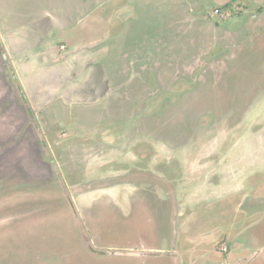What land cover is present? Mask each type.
Masks as SVG:
<instances>
[{
	"label": "rangeland",
	"instance_id": "1",
	"mask_svg": "<svg viewBox=\"0 0 264 264\" xmlns=\"http://www.w3.org/2000/svg\"><path fill=\"white\" fill-rule=\"evenodd\" d=\"M23 24L44 41L22 80L13 67L33 123L0 56V264H220L264 246L262 204L246 213L236 187L264 195L263 159L249 180L239 168L264 153V0H0L13 58L36 45ZM62 44L82 62L58 63ZM161 182L183 195L176 215L145 191Z\"/></svg>",
	"mask_w": 264,
	"mask_h": 264
},
{
	"label": "flooded vegetation",
	"instance_id": "2",
	"mask_svg": "<svg viewBox=\"0 0 264 264\" xmlns=\"http://www.w3.org/2000/svg\"><path fill=\"white\" fill-rule=\"evenodd\" d=\"M11 30V29H10ZM11 34V33H10ZM8 36V34L6 35ZM0 46L1 44H3L4 46L5 45V40H4V37L3 35L0 36ZM254 46V45H253ZM1 51H0V56H1V59L2 61L5 63V67H6V72H7V75H10L11 77V82L14 86H16L17 88V93H20V99H21V103H20V107L19 108V111L17 112V117L19 118V123H22V122H25V124H28L29 122L30 123H33L34 120L31 119V115L34 113V107L33 105L29 102L28 98L26 97V95L23 93L22 89L20 88V86H22V84L20 83V80L18 79V76L16 75V73H14L13 71V67L14 68H17L15 63L13 62V59L11 57V54L10 53H7L8 51H6V49L3 48V46H1ZM238 61H240V56H239V59ZM240 63V62H239ZM14 65V66H13ZM8 69L10 70V73L8 72ZM4 71V70H3ZM23 87V86H22ZM64 106V103H62ZM248 108H246L247 110ZM25 110V112H24ZM26 113V114H25ZM246 113V111H245ZM239 115V114H238ZM40 123L41 126L44 127V125L46 124L47 126V121L43 122V121H38ZM36 123V122H35ZM36 126V124H35ZM52 127V126H50ZM191 127V125H190ZM192 128V127H191ZM181 132H184V131H181ZM179 131H177V133H181ZM260 132L264 133V129H260L259 130V134ZM181 134H184V133H181ZM5 135V134H4ZM4 137V136H3ZM195 138V137H194ZM194 138L193 137H189V141H190V150L192 149L191 147L195 146L194 143L192 144L191 142L194 141ZM257 139H261L260 136L257 137ZM192 140V141H191ZM253 141V140H252ZM257 143V142H256ZM260 148V147H259ZM195 149V147H194ZM192 149L191 150V153L190 155L192 154V151L195 152V150ZM47 155H50V158H53L52 157V153L50 151V153L47 151L46 152ZM211 155H215V154H212ZM243 155L242 158L240 159V165H239V168L244 169L245 170H249L252 166L253 167H257L256 169H254V173L252 175H248V180L250 177H254V174L255 173H259L260 171V166L262 165L261 164V161H260V158L263 159L264 161V157L262 158V156H264V154L260 153V152H254V151H247L245 152L244 154H241ZM54 159V158H53ZM263 163V162H262ZM41 165V164H40ZM58 165L54 162H51L49 164V167L45 168V167H42V172H47V170L49 171H53V173L55 172V178H57L58 174H59V168L57 167ZM39 167V168H41ZM190 168V166H188ZM226 167L228 168L229 165L227 164ZM187 168V167H186ZM185 168V169H186ZM47 175V174H46ZM123 179H125V177H121ZM120 178H116V180H119ZM161 187H153L151 189H148V190H145L146 192H148L149 190H154V191H157L158 192V195L160 192H165L169 195L168 198H173V205H174V215L178 214V209H179V204H178V200H182V196L181 195L182 193L180 192V190H177V187L176 185H174L173 187H170L169 185H166L165 183L161 182L160 183ZM66 187V186H64ZM170 187V188H169ZM217 187H224L223 185H220V186H217ZM236 187H248V189L246 190V194L244 195V199H243V202L242 204L240 205L242 207V209L244 211H246V213H249L247 209H250L248 208L250 205H247V203H250V202H253V203H259V204H262L261 207L257 208V210L255 209L251 214V215H258V221L256 222H253V224L250 226V229L253 227H257L260 223H263L264 222V195L262 196H252L251 195V192L254 190V188L256 187H260V184L259 183H251V184H245V185H236ZM155 188V189H154ZM158 188V189H157ZM194 189H196L195 187H191L189 193L186 191H184V197L185 199L187 198H192V194L194 193ZM66 190V189H64ZM171 190V191H170ZM208 188L205 187V189H203V191H201V197L200 198H205L204 196L208 194ZM206 191H207V194H206ZM239 191V189H238ZM66 193V192H65ZM200 194V193H199ZM197 197V196H196ZM167 198V199H168ZM169 201V199H168ZM250 201V202H249ZM170 202V201H169ZM245 233V231L243 232ZM254 238H258V237H255ZM241 248V246H240ZM245 249V248H244ZM228 248L225 246V250L224 251H227ZM244 253L242 254L241 251L239 250V254L243 257H238L236 259H233L231 264H264V258H262V256H260L259 254H262L264 255V246H260L259 249L258 248H254V250H248V249H245L243 251ZM245 255L248 257L246 258ZM260 256V257H259ZM131 257V256H130ZM245 257V258H244ZM258 257V258H257ZM214 263H218V262H214ZM219 264V263H218ZM220 264H228L227 262H223V263H220Z\"/></svg>",
	"mask_w": 264,
	"mask_h": 264
},
{
	"label": "crops",
	"instance_id": "3",
	"mask_svg": "<svg viewBox=\"0 0 264 264\" xmlns=\"http://www.w3.org/2000/svg\"><path fill=\"white\" fill-rule=\"evenodd\" d=\"M44 16H46L47 18H49L50 20H52V21H56V14H54L53 12H51V10H45L44 11ZM88 14H90L89 12H88ZM24 28H21V29H17V28H13V30L17 33V35L15 36V37H17V38H20L23 42L25 41V42H28V44L29 43H32V44H36V45H34V47L33 48H30V46H26L25 44V46H24V52L27 54V56H24V57H22V58H19V57H15V58H13V55H12V53H10L11 54V57H12V59H13V62L15 63V65H16V67L21 71V74H20V78H21V80L23 79V77H24V75H26V74H24L23 73V71L24 70H26V68H24V64H28V63H30V64H32V66L33 65H35V64H37L36 63V60L35 59H30V58H26V57H30V55H33V54H35V52H36V50H35V48L38 46V48L40 47V50H41V46H42V44H43V42L42 41H44V36H43V34H42V36L40 37V38H37V39H34L33 37H30V36H27V35H23V31L25 30H28V28H29V25L28 24H23L22 25ZM21 26V27H22ZM14 31H12V29L10 30V32L12 33H14ZM133 32H130L129 34H127V36L128 35H130L129 37H128V39L127 40H129L132 44H134V40L133 41H131V37H132V34ZM134 33H138V32H134ZM8 33L6 32V35H7ZM112 40V41H111ZM138 40L140 41V43L142 42V40H141V38H138ZM113 42H114V40L111 38L110 39V41H109V44L111 45L112 44V46H113V52H115L116 51V47H115V43L113 44ZM102 47V46H101ZM60 48H61V50L59 51V55H58V60H59V62L58 63H62V62H66L67 64H68V67L69 66H71L72 68H73V64L75 63L74 61H76L75 60V56L77 57V54L76 53H71L70 55L69 54H66V53H63L62 51H64L65 49H66V46L64 45V44H62V46L60 45ZM33 50V52H32V50ZM37 51H38V49H37ZM40 52V51H39ZM18 58H19V60H18ZM93 58L94 57H92L91 58V60H93ZM90 60V61H91ZM79 61H81L80 59L79 60H77L76 61V63H80ZM82 62V61H81ZM92 68L94 67V64H92V65H90ZM72 72H70V74H72L74 71H73V69H70ZM76 72V71H75ZM82 72H76V75L74 76V77H72L71 79H73V78H75V80H76V78H79L80 77V74H81ZM106 76L108 77V76H110V73L109 74H107L106 75V73H104V75L102 76V79H103V81H106ZM110 78H108V80H109ZM110 86V85H109ZM112 89V88H108V91L107 92H105V94L104 95H106L107 93H109V91ZM112 91H115V88H113L112 89ZM60 93H61V91H60ZM65 105H67L68 107H70L71 108V106L72 105H70V103H64ZM51 107V106H50ZM54 107V106H53ZM53 107L52 108H50V109H48V111L50 112V113H53L55 110L53 109ZM56 120L57 121H59V119H57L56 118ZM61 120V119H60ZM48 123H50L51 124V126H54V125H56V123H52L51 121H48ZM58 124V123H57ZM262 141V139H260V142ZM255 153L257 152V150H253ZM258 152H260V153H262L261 152V150L259 149L258 150ZM264 154V153H263ZM253 167V166H252ZM251 167V168H252ZM254 169H255V167H254ZM246 171H248V170H246ZM245 171V172H246ZM218 189H224L225 187H217ZM236 188V187H235ZM132 251H137V250H132ZM130 253H132V252H130ZM132 255V254H131ZM177 255V254H176ZM260 256H262V258H264V255H262V254H259ZM240 256V254L239 253H237L236 254V256L234 257V258H232V259H230V260H227V261H225V262H227L228 264H231V262H232V260L233 259H236V258H238ZM259 256V257H260ZM258 258V257H257ZM211 261H213V260H211ZM231 261V262H230Z\"/></svg>",
	"mask_w": 264,
	"mask_h": 264
},
{
	"label": "water",
	"instance_id": "4",
	"mask_svg": "<svg viewBox=\"0 0 264 264\" xmlns=\"http://www.w3.org/2000/svg\"><path fill=\"white\" fill-rule=\"evenodd\" d=\"M128 254H133V253H128Z\"/></svg>",
	"mask_w": 264,
	"mask_h": 264
},
{
	"label": "built area",
	"instance_id": "5",
	"mask_svg": "<svg viewBox=\"0 0 264 264\" xmlns=\"http://www.w3.org/2000/svg\"><path fill=\"white\" fill-rule=\"evenodd\" d=\"M223 249L225 250V247Z\"/></svg>",
	"mask_w": 264,
	"mask_h": 264
}]
</instances>
